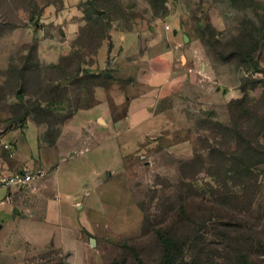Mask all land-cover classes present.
<instances>
[{
  "label": "rangeland",
  "instance_id": "rangeland-1",
  "mask_svg": "<svg viewBox=\"0 0 264 264\" xmlns=\"http://www.w3.org/2000/svg\"><path fill=\"white\" fill-rule=\"evenodd\" d=\"M261 93L264 0H0V171L34 176L0 199V264H111L122 243L158 264L177 216L208 264H264Z\"/></svg>",
  "mask_w": 264,
  "mask_h": 264
},
{
  "label": "trees",
  "instance_id": "trees-1",
  "mask_svg": "<svg viewBox=\"0 0 264 264\" xmlns=\"http://www.w3.org/2000/svg\"><path fill=\"white\" fill-rule=\"evenodd\" d=\"M255 89L256 88H243L240 89V92L245 93L244 97H246L249 92L251 93ZM259 98V100L264 99V93H261ZM256 123L258 126L259 122ZM258 127L260 128V135H258L259 140L257 141L264 142V124ZM248 149H250L249 145L246 151H248ZM179 214L181 216L185 214L184 206H180ZM191 225L192 224H189L186 220L180 218V216H177L175 221H171V223L166 226H158V228L154 230V243L158 251V256L156 258L158 264H208L211 257L219 258V256H217V251H215L213 247L215 244L212 245L206 242L202 236L198 235L199 227L193 228ZM224 244L225 241H222L221 245L226 247ZM185 251L189 252L185 253ZM133 263L154 264V261L144 259L140 249L135 244L129 246L127 243H122L120 245L118 257L114 259L111 264ZM242 264L246 263L242 262Z\"/></svg>",
  "mask_w": 264,
  "mask_h": 264
},
{
  "label": "crops",
  "instance_id": "crops-1",
  "mask_svg": "<svg viewBox=\"0 0 264 264\" xmlns=\"http://www.w3.org/2000/svg\"><path fill=\"white\" fill-rule=\"evenodd\" d=\"M178 52H182V50H179L178 49ZM175 53V52H174ZM173 55V54H172ZM132 87V86H131ZM130 87V88H131ZM93 109H91V110H89V111H92ZM17 163H11L9 166H6L8 169L9 168H11V167H13V168H11V169H13V171H15L17 168H18V166L19 165H17V167L15 168V165H16ZM0 166H1V163H0ZM31 167L33 168V169H38V168H40V167H43L44 168V165L43 164H32L31 165ZM45 167H48V166H45ZM3 168H5V167H3ZM2 168V170L0 171L3 175H10V174H13V172L12 171H10L11 169H9L8 171L9 172H7V170H4ZM21 171V170H20ZM20 171H16V172H20ZM16 172H14V173H16ZM42 174V176H43V173H41ZM52 180V176H49V177H45L44 179H42L41 180V178H39L38 177V179H37V181L36 182H34V185H33V189L31 190V194H29V196H31V195H33L34 196V193H35V196H36V199L37 198H39L43 193H45V192H43L42 193V191H43V189L44 190H47L46 189V187H47V185H50V181ZM62 185L64 186L65 185V183L63 182L62 183ZM3 189H6V188H3ZM21 189H24V188H11V189H6V193L4 194V195H2L1 196V198L0 199H3V198H5L8 194H11V197H10V199L13 201V202H18L19 200H21V195H22V193H20L19 192V190H21ZM39 199H41V198H39ZM41 201H42V199H41ZM44 201V206H45V208L43 209L44 210V213H43V222H40V221H35L33 224V226H32V228H35V229H41L42 228V225H54V224H57L60 220H61V215L60 214H55V209H58V207H63L64 205H65V203H67V202H71V195H69V194H67V195H65V198H62L61 200L60 199H58V200H56V199H52V198H47L46 200H43ZM61 205H60V204ZM61 210V209H60ZM17 211V210H16ZM53 212H54V214H53ZM16 213H18V211L16 212ZM12 225H14V224H12ZM11 227V226H10ZM14 227V226H13ZM12 227V228H13ZM19 227V226H18ZM14 228H17V225H15V227ZM17 230H18V228H17ZM20 232V231H19ZM28 234H30L29 235V240H31V241H34L35 243H38V242H40L41 241V239H39V236H37V235H35L34 234V232H32V231H29V233ZM42 242H44V240H42Z\"/></svg>",
  "mask_w": 264,
  "mask_h": 264
},
{
  "label": "built area",
  "instance_id": "built-area-1",
  "mask_svg": "<svg viewBox=\"0 0 264 264\" xmlns=\"http://www.w3.org/2000/svg\"><path fill=\"white\" fill-rule=\"evenodd\" d=\"M5 148H8V147L5 146ZM38 175L42 176L41 173H39ZM33 180H34V176L32 174H28L27 172L20 171V172L10 174L9 176L3 178L0 181V184L3 188H6V189L22 188V187L29 186L33 182ZM4 199L9 201L10 196L5 197Z\"/></svg>",
  "mask_w": 264,
  "mask_h": 264
},
{
  "label": "water",
  "instance_id": "water-1",
  "mask_svg": "<svg viewBox=\"0 0 264 264\" xmlns=\"http://www.w3.org/2000/svg\"><path fill=\"white\" fill-rule=\"evenodd\" d=\"M18 93H20V90L18 91ZM90 243H91V245H93V244H94V240L91 239V240H90Z\"/></svg>",
  "mask_w": 264,
  "mask_h": 264
}]
</instances>
